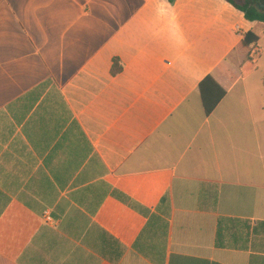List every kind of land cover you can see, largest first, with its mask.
<instances>
[{
  "label": "crops",
  "instance_id": "crops-1",
  "mask_svg": "<svg viewBox=\"0 0 264 264\" xmlns=\"http://www.w3.org/2000/svg\"><path fill=\"white\" fill-rule=\"evenodd\" d=\"M255 28L225 0H0V264H264V234L215 246L219 218L264 233Z\"/></svg>",
  "mask_w": 264,
  "mask_h": 264
},
{
  "label": "trees",
  "instance_id": "trees-1",
  "mask_svg": "<svg viewBox=\"0 0 264 264\" xmlns=\"http://www.w3.org/2000/svg\"><path fill=\"white\" fill-rule=\"evenodd\" d=\"M172 3L173 0H167ZM231 4L235 9L242 12L244 18L250 22H257L264 25V0H244L238 2L236 0H225ZM259 43V36L249 31L242 35V39L238 45V51L243 56V62L239 67L240 75L242 78L248 77L254 70V63L249 57L250 53L257 48ZM222 68L219 67V71ZM123 70L122 63L119 59L112 60L110 68V74L117 76ZM223 73L233 80V76L228 72ZM199 92L201 97L202 106L206 115L213 112L219 102L225 95V90L222 89L212 78L207 76L199 84ZM116 198L124 203L129 204L131 207L137 209V207L130 202V200L120 193H115ZM209 201L212 204L216 202V194H210ZM142 213H146L143 211ZM263 225V224H262ZM262 225L254 226L252 229L248 221L219 218L217 222L215 246L218 249H230V250H247L248 242L251 236L254 238L258 235H262L259 229Z\"/></svg>",
  "mask_w": 264,
  "mask_h": 264
},
{
  "label": "rangeland",
  "instance_id": "rangeland-1",
  "mask_svg": "<svg viewBox=\"0 0 264 264\" xmlns=\"http://www.w3.org/2000/svg\"><path fill=\"white\" fill-rule=\"evenodd\" d=\"M236 1L241 3L244 0H236ZM254 32H256L259 36L258 49L262 54V58H261L260 63H259L260 64V66H259L260 70L257 74V75H260V74L264 73V25L256 22V28L254 29ZM225 70H226L225 67L222 66V68L220 69V72H223ZM226 71L229 72L228 70H226ZM256 240H257V238H256ZM260 244H262V242L255 243V245H260Z\"/></svg>",
  "mask_w": 264,
  "mask_h": 264
},
{
  "label": "built area",
  "instance_id": "built-area-1",
  "mask_svg": "<svg viewBox=\"0 0 264 264\" xmlns=\"http://www.w3.org/2000/svg\"><path fill=\"white\" fill-rule=\"evenodd\" d=\"M42 219L45 224H48V225L54 224L53 219L49 215H44Z\"/></svg>",
  "mask_w": 264,
  "mask_h": 264
}]
</instances>
